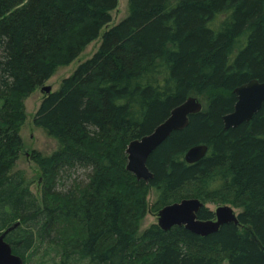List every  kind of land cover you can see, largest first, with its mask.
Instances as JSON below:
<instances>
[{"label":"trees","instance_id":"16d2710c","mask_svg":"<svg viewBox=\"0 0 264 264\" xmlns=\"http://www.w3.org/2000/svg\"><path fill=\"white\" fill-rule=\"evenodd\" d=\"M118 2L0 0V234L21 221L7 241L24 264L42 245L59 264H264V105L238 127L223 121L236 87L264 81V0H130L131 15L35 117L63 146L51 157L35 153L42 195L13 173L24 100L100 37ZM191 96H206V108L150 156L154 179L139 181L127 170L129 143ZM198 144L208 155L188 164L185 153ZM79 167L90 169L88 181L59 190L61 174ZM152 189L157 210L192 197L236 199L242 226L206 237L178 226L141 232ZM214 217L206 207L199 213Z\"/></svg>","mask_w":264,"mask_h":264},{"label":"water","instance_id":"95a60500","mask_svg":"<svg viewBox=\"0 0 264 264\" xmlns=\"http://www.w3.org/2000/svg\"><path fill=\"white\" fill-rule=\"evenodd\" d=\"M46 95L53 93L51 86H43ZM236 97L234 110L223 117L224 128H235L250 122L264 105V81L252 79L236 87L233 91ZM203 104L198 97L191 96L184 103L175 107L169 117L159 124L150 134L131 141L127 148V170L139 181L149 183L154 179V173L148 166L150 156L175 131L185 130L190 124L192 115L201 113ZM209 147L205 144L192 146L184 156L188 164H195L208 155ZM205 203L198 198H187L163 207L158 213V224L163 231L173 227H185L188 231L206 237L217 233L226 224L242 226L239 215L229 205L220 206L215 212V219L202 220L199 213ZM22 225L21 221L9 226L0 234V264H24L22 256L13 252L7 236ZM250 231V229H249Z\"/></svg>","mask_w":264,"mask_h":264},{"label":"rangeland","instance_id":"374dc122","mask_svg":"<svg viewBox=\"0 0 264 264\" xmlns=\"http://www.w3.org/2000/svg\"><path fill=\"white\" fill-rule=\"evenodd\" d=\"M131 13L132 6L130 0H119L117 8L111 12L113 17L112 22L107 28H104L102 30L100 37L96 41L91 43L73 63L68 66H62L58 68L55 75L50 80H48L44 84V86H51L53 92L58 91L61 88L64 79L70 77L82 63L91 59L99 51L102 44L103 35L106 33V31L111 27H114L119 24L122 20L131 15ZM41 89L42 87L37 89L34 93H32L24 100L27 118L20 128V134L23 138L24 148L16 164V167L13 170V173L18 171L24 172L26 179L30 183L31 191L35 195L39 196L42 195L44 186L43 179L45 174L42 168V163L39 164L36 159H34L35 153L39 152L41 156L45 158L51 157L54 154L61 152V150L63 149V146L58 139L50 136L44 128L39 127L35 124V117L46 96V94L43 93ZM199 98L202 100L204 108H206L207 97L201 96ZM89 173L90 169H86L83 167L68 170V172H63L59 180L58 189L65 191L71 188L73 185H77V183L87 182ZM199 187H201L202 189V185ZM191 191L194 190L187 189L184 190L182 193L188 194L191 193ZM157 200L158 196L156 194V191L152 189L150 191V195L147 198L148 212L142 223L141 232L146 231L152 226H159L158 213L163 207L160 210L156 209ZM235 203H237L236 199L234 200V203L228 204L212 201L207 202L205 204L206 208L213 212H216L217 208L220 206L229 205L234 208L238 215H240L244 211V208L237 207ZM42 246L35 249L31 253V255H29L27 264H59V256L57 255L58 252L54 248ZM224 264L229 263L225 262Z\"/></svg>","mask_w":264,"mask_h":264}]
</instances>
